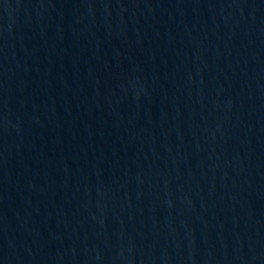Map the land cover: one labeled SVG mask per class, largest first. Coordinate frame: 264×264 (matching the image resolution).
Listing matches in <instances>:
<instances>
[{
    "label": "water",
    "instance_id": "1",
    "mask_svg": "<svg viewBox=\"0 0 264 264\" xmlns=\"http://www.w3.org/2000/svg\"><path fill=\"white\" fill-rule=\"evenodd\" d=\"M0 264H264V0H0Z\"/></svg>",
    "mask_w": 264,
    "mask_h": 264
}]
</instances>
